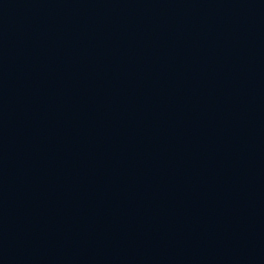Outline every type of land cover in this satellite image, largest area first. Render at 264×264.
<instances>
[{
	"label": "water",
	"instance_id": "1",
	"mask_svg": "<svg viewBox=\"0 0 264 264\" xmlns=\"http://www.w3.org/2000/svg\"><path fill=\"white\" fill-rule=\"evenodd\" d=\"M0 264H264V0H0Z\"/></svg>",
	"mask_w": 264,
	"mask_h": 264
}]
</instances>
